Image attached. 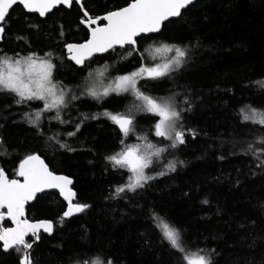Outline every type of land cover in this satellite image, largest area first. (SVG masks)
Masks as SVG:
<instances>
[{
    "label": "trees",
    "instance_id": "16d2710c",
    "mask_svg": "<svg viewBox=\"0 0 264 264\" xmlns=\"http://www.w3.org/2000/svg\"><path fill=\"white\" fill-rule=\"evenodd\" d=\"M83 2L95 16L124 6L128 0ZM29 15L39 29L26 28L25 13L17 6L5 22L0 53L43 56L51 50L57 57L67 56L63 45L86 37L85 28L78 24L82 10L76 3L71 9L55 11L46 22ZM19 35L27 39L20 40ZM162 44L185 47L189 52L186 63L171 77L141 80L138 87L154 98H174L178 108L190 106V111L183 112L186 143L163 155L166 161L184 164L137 193L115 195L114 189L125 184L128 173L114 169L106 159L122 147V134L111 121L89 120L75 137H68L74 124L52 120L48 128L46 120V134L40 136L21 115L35 111L38 102L9 108L11 98L0 94V137L4 140L0 153H7L0 154V168L15 179L19 162L36 152L52 170L72 177L77 202L91 206L65 218L66 204L56 192L41 194L28 205L29 219L55 222L52 235L40 234L31 252L34 264H84L106 256L116 264H178L177 256L158 239L149 219L153 210L182 230L190 254L214 250V264H264V167L258 166L252 152L244 154L249 143L257 150L261 147L264 126L244 122L242 111L246 106L264 109V0H198L183 19H175L162 34L141 42V52L153 50L144 52V59L135 52L122 59L127 49H118L96 56L90 66L86 63V70L64 59L62 66L56 61L55 78L79 93L92 79L88 76L92 70L107 66L109 77H114L141 64L160 63L162 52L154 49ZM185 99L190 105L183 103ZM133 101L130 93H113L102 102L83 97L72 102L75 107L69 105L62 116L76 121L81 113H123ZM157 120L150 114L138 115L135 133L165 146L168 141L161 143L162 138L152 131ZM188 129L196 132L195 138ZM57 133L61 143L76 150L69 152L47 139ZM4 226L10 222L5 220ZM0 264H18L17 254L0 247Z\"/></svg>",
    "mask_w": 264,
    "mask_h": 264
},
{
    "label": "snow or ice",
    "instance_id": "6c2138e0",
    "mask_svg": "<svg viewBox=\"0 0 264 264\" xmlns=\"http://www.w3.org/2000/svg\"><path fill=\"white\" fill-rule=\"evenodd\" d=\"M198 0H128L124 6H115L102 15H92L85 9L83 0H76V4L82 10V16L78 21L80 26L85 28L86 37L80 43H65L63 47L67 50V56H55L49 50L41 56L31 52L21 56L15 53L9 56L7 53H0V94L11 98L13 105L30 107L33 101L42 102L43 107L35 111H25L21 115L40 136L46 134L47 128L44 122L47 120V127H51V121L59 124H74V131L66 133L68 137H75L81 127L89 120L104 118L116 125L122 134L120 139L121 149L106 157L110 165L116 170H126L131 175L123 185L116 186L115 195L137 193L144 189L157 177L165 176L169 172H175L177 165H183L184 161L172 160L166 165L161 159L169 149H176L179 145L186 143L185 129L183 127V112L190 111V106L178 108L174 98H154L146 95L138 88L141 80L157 81L171 77L186 63L189 52L179 45L162 44L154 49L155 53H174L164 63H155L151 66L141 64L137 69L117 76L112 79L111 84L103 89L96 87V82L90 80L85 83L81 92L76 93L73 89L63 85L55 77L58 73V64L62 66L64 59H70L75 65L86 70L93 62L92 58L97 54H114L118 49H127L122 59H127L137 53L140 59H144V52H152V49L140 51L139 45L142 41L151 40L154 36L162 34L168 24L174 23L175 19H183L192 8L196 7ZM19 6L25 13L26 28L39 29L40 25L31 21L29 14H36L40 18H50L55 11L71 9L73 0H0V41L4 39L5 22L10 20V13ZM55 10V11H54ZM63 25H60V29ZM64 33L60 31L62 36ZM18 39L26 40L24 35ZM155 61L156 56L150 57ZM107 67V66H105ZM93 76L92 72L88 73ZM100 76H104L101 72ZM130 93L134 97L133 103L123 113H112L105 110L102 113H81L80 119L76 121L65 120L62 112L77 100L83 97H90L93 100L102 102L111 94ZM138 102V103H137ZM184 104L190 105L185 99ZM243 121L254 125L264 126V109H255L246 106ZM55 113L54 116H45V113ZM150 114L158 117L152 131L155 137L162 138L161 143L166 140L165 146L147 142V136L138 137L145 141L141 144H126L125 140L130 134H134L137 127V116ZM188 134L193 138L196 136L194 130L188 129ZM59 133L48 136L49 141L55 140L57 144L69 152L75 151L67 142L61 143L58 139ZM4 140L0 137V145ZM261 147L257 150L251 143L248 144L245 155L252 152L259 161L258 166L264 167V138L259 140ZM6 155L7 153H0ZM223 159V157H221ZM160 164L164 170L156 171L155 165ZM152 170L155 174H150ZM16 175L21 179H9L7 174L0 168V247L4 251H13L18 256V264H34L31 256L33 243L28 242L26 237L30 234L35 240H39L38 233L41 229L51 234L53 223L42 220L31 222L27 218L26 206L30 201H36L38 194H44L46 189H57L59 194L67 201V210L64 217H72L77 213H83L91 206L85 203H73L76 192L73 190V180L63 174H57L52 170L41 155L32 152L26 155L18 165ZM207 203V201H204ZM9 220L11 227H5L3 222ZM152 226L157 233L158 239L177 256L178 264H214V250L205 252L199 249L195 255L189 253L187 242L182 230L169 222L160 213L153 210L149 214ZM203 253V254H201ZM95 264H116L115 260L105 257L97 259Z\"/></svg>",
    "mask_w": 264,
    "mask_h": 264
},
{
    "label": "rangeland",
    "instance_id": "374dc122",
    "mask_svg": "<svg viewBox=\"0 0 264 264\" xmlns=\"http://www.w3.org/2000/svg\"><path fill=\"white\" fill-rule=\"evenodd\" d=\"M174 53H167V52H162L161 56L165 59H163L160 63H164L168 58V57H172ZM10 56V55H9ZM146 65V64H145ZM148 66H151V65H148ZM93 73V76H92V79L91 80H94L96 82V87L98 89H103V87H106L108 86L109 84H111L112 82V79H114L115 77L117 76H114V77H109V69L107 67H103V68H100L98 70H92L90 71ZM103 72L104 73V76H100V73ZM120 76V75H118ZM138 86V85H137ZM139 88V87H138ZM115 94V93H114ZM38 102V105L36 107H34V109H38V108H42L43 105H42V102H39V101H36ZM159 119V118H158ZM131 135V134H130ZM145 135H142V134H139V133H134V137L131 139V141H128L125 143L126 144H141L143 145L145 143L144 140L142 139H138V137H143ZM147 142H150V143H153V144H156L157 146H161L156 140L152 141V140H147ZM163 146V145H162ZM163 160V163L166 165L169 161H166L164 159V157L161 158ZM156 167V171H162L164 170L163 167L160 166V164L158 163L157 165H155ZM150 174H155L154 172H152V170H149ZM128 173V172H127ZM131 175L130 173L127 174V178L128 176ZM192 255H195V254H192ZM97 260V259H96ZM96 260H90V261H87L85 262L84 264H95V261Z\"/></svg>",
    "mask_w": 264,
    "mask_h": 264
},
{
    "label": "water",
    "instance_id": "95a60500",
    "mask_svg": "<svg viewBox=\"0 0 264 264\" xmlns=\"http://www.w3.org/2000/svg\"><path fill=\"white\" fill-rule=\"evenodd\" d=\"M73 3H76V0H73ZM3 41V40H2ZM2 41H0V42H2ZM83 42V41H82ZM70 43H80V42H70ZM66 52H67V50H66ZM107 54V53H106ZM98 55H104V54H97L96 56H98ZM95 57V56H94ZM93 57V58H94ZM92 58V59H93ZM70 60V59H69ZM71 61V60H70ZM71 62H73V61H71ZM74 63V62H73ZM87 63V62H86ZM75 64V63H74ZM80 67V66H79ZM42 157V156H41ZM42 159H44V161H45V163H47V161L45 160V158H43L42 157ZM48 164V163H47ZM49 165V164H48ZM49 167H50V165H49ZM51 168V167H50ZM5 172V171H4ZM6 173V172H5ZM57 173V172H56ZM57 174H61V173H57ZM63 175H66V174H63ZM8 176V175H7ZM68 176V175H67ZM70 177V176H69ZM9 178V177H8ZM72 180H73V185H74V179L72 178V177H70ZM10 179V178H9ZM15 179H21L22 180V178H20V177H16ZM73 185H72V188H73ZM73 190L76 192V197L74 198V200H73V203H76L77 202V191L73 188ZM53 191H55V192H58V190L57 189H46L45 190V193L46 192H53ZM59 193V192H58ZM38 195H40V194H38ZM60 195V194H59ZM60 197L64 200V198H63V196L62 195H60ZM65 201V200H64ZM34 201H30L29 203H33ZM66 202V204H67V201H65ZM68 206V205H67ZM66 210H67V207H66ZM65 210V211H66ZM0 211H4L5 213H6V209H4V210H0ZM26 212H27V210H26ZM77 214H79V213H77ZM77 214H75V215H77ZM74 216V215H73ZM27 218H28V216H27ZM66 218H69V217H66ZM29 219V218H28ZM42 220H47V221H51L52 223H53V231H52V233L51 234H49V235H52L53 234V232H54V229H55V225H54V222L51 220V219H38V220H31V219H29V221H31V222H37V221H42ZM11 226H14V225H11ZM10 226V227H11ZM41 233H45L44 231H43V229H41L40 230V232L38 233V235H40ZM46 234H48V233H46ZM30 237H32L31 236V234L28 236V237H26V239L27 238H30ZM33 238V241L31 242V243H33V248L35 247V245L37 244V242L39 241V240H35V238L34 237H32ZM33 250V249H32ZM32 250H31V252H32Z\"/></svg>",
    "mask_w": 264,
    "mask_h": 264
},
{
    "label": "flooded vegetation",
    "instance_id": "af4514ba",
    "mask_svg": "<svg viewBox=\"0 0 264 264\" xmlns=\"http://www.w3.org/2000/svg\"><path fill=\"white\" fill-rule=\"evenodd\" d=\"M66 53H67V52H66ZM95 57H96V56H95ZM95 57H94V58H95ZM94 58H93V59H94ZM93 59H92V60H93ZM87 63H88V62H87ZM85 65H86V64H85ZM76 66H77V65H76ZM78 67H79V66H78ZM73 188H74V187H73ZM53 192H55V191H53ZM46 193H47V192H46ZM56 193H58V192H56ZM58 194H59V193H58ZM40 195H41V194H40ZM38 196H39V195H38ZM59 197H60V195H59ZM60 198H61V197H60ZM61 199H62V198H61ZM62 200H63V199H62ZM63 201H64V200H63ZM64 202H65V201H64ZM29 204H32V203H29ZM29 204H28V205H29ZM65 204H66V202H65ZM28 205L26 206V210H27ZM66 207H67V204H66ZM65 210H66V208H65ZM27 211H28V210H27ZM64 212H65V211H64ZM27 216H28V213H27ZM65 218H66V217H65ZM31 220H32V219H31ZM6 221H9V220L6 219ZM52 221H53V220H52ZM9 222H10V221H9ZM53 222H54V221H53ZM3 224H4V222H3ZM11 225H12V223L10 222V226H11ZM54 225H55V222H54ZM10 226H7V227H10ZM5 227H6V226H5ZM41 234H42V233H41ZM45 234H46V233H45ZM39 236H40V235H39ZM31 238H32V237L27 238V240H29V239H31ZM32 241H33V240H32ZM32 241H30V242H32Z\"/></svg>",
    "mask_w": 264,
    "mask_h": 264
}]
</instances>
